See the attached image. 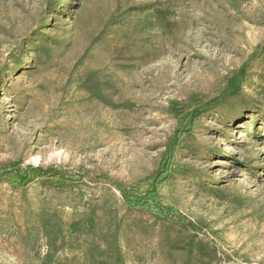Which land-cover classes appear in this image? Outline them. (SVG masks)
<instances>
[{"label":"rangeland","instance_id":"obj_1","mask_svg":"<svg viewBox=\"0 0 264 264\" xmlns=\"http://www.w3.org/2000/svg\"><path fill=\"white\" fill-rule=\"evenodd\" d=\"M116 229L125 264H264V0H0V264Z\"/></svg>","mask_w":264,"mask_h":264},{"label":"trees","instance_id":"obj_2","mask_svg":"<svg viewBox=\"0 0 264 264\" xmlns=\"http://www.w3.org/2000/svg\"><path fill=\"white\" fill-rule=\"evenodd\" d=\"M31 170L37 169L36 167L29 166ZM117 231V232H116ZM115 232H113V242L105 241L102 244L104 245L101 247L99 243H94L91 248V257H101L103 260L102 262H87L88 264H125V261L123 259V253L120 249L119 243H118V230L116 229ZM177 233V239L176 240H170L169 243L170 246L177 249H186V247H189V252H192L193 250H199L201 253H203V240L198 238L197 236H186L185 240L182 242L179 240V235L181 234L180 231H176ZM113 246V247H112ZM50 256V253L47 254V257ZM46 264L47 262H41V264ZM70 262H63V264H69ZM86 263V262H85Z\"/></svg>","mask_w":264,"mask_h":264}]
</instances>
